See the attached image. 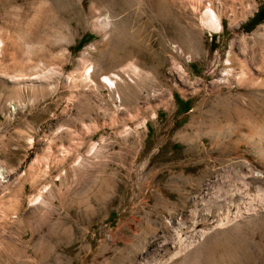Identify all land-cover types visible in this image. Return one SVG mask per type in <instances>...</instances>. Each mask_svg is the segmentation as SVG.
Listing matches in <instances>:
<instances>
[{
	"label": "rangeland",
	"instance_id": "obj_1",
	"mask_svg": "<svg viewBox=\"0 0 264 264\" xmlns=\"http://www.w3.org/2000/svg\"><path fill=\"white\" fill-rule=\"evenodd\" d=\"M190 15L170 0H0V264H264V44L227 60L224 20L202 52ZM263 21L257 0L240 30ZM130 54L142 72L126 112L72 97L68 77L124 74ZM242 64L256 83H218ZM20 66L39 81H9ZM131 119L145 132L124 139Z\"/></svg>",
	"mask_w": 264,
	"mask_h": 264
},
{
	"label": "bare ground",
	"instance_id": "obj_2",
	"mask_svg": "<svg viewBox=\"0 0 264 264\" xmlns=\"http://www.w3.org/2000/svg\"><path fill=\"white\" fill-rule=\"evenodd\" d=\"M170 3L177 8H183V9L188 8L190 10L191 15H190V17L186 18V24L188 25V28L190 29V32H191V35H192L194 41L196 42L197 46L200 47L202 52L206 51V42H207V41H205L206 32H210L209 40L213 36L211 34V32H219V33L223 32L224 20L228 21V29L233 33V38H231V40L229 42V49L227 51V56H228L227 60H229L230 57H232L233 55H236L235 57H238L240 59L242 58V59H244L243 61H246L247 59L250 58V53L248 52L249 48H252L257 41H261V43L264 44V21L261 22L260 24H258L256 29L253 30L252 32L243 33L240 30V27L242 26V24L256 10L257 0H170ZM106 8H107V6H106ZM105 12H106V16L104 18H102L101 20L98 19L97 24L102 30L105 31V35L108 36L109 34H112L111 32H112V25L114 22L113 21L114 15H112V12H113L112 8L106 10ZM119 20H120V18H119ZM121 21H123V19ZM103 41H104V39H103ZM113 41H115V39ZM257 44H259V43H257ZM172 46H173V44H172ZM6 48L7 47L5 46V40L0 37V54L1 55H3ZM173 49L176 52V54H178L180 57L184 58V61H187L190 57L189 54H191V52H193V51H191L187 56H185L184 54L187 53L186 51L189 48L184 43H180V42L175 43V45L173 46ZM253 51H251V52H253ZM29 55L26 54V56H27L26 60H28V61L31 59L30 58L31 56H29ZM32 56H33V54H32ZM135 56H136L135 54H130L127 58V61L125 60L126 63H124V65H123L124 71H125L124 74H121V73L112 74V72L107 71V69L102 70V67H100V66H99L98 70H96V71L94 70L93 72L92 71L90 72L89 71L90 68L85 67L83 70V71H85L83 74L84 79L80 81V82H82V84H80V82H79V85H80L79 87L76 83V80H74V78L68 77L66 79V83L69 86H74L75 88L77 87V89L74 90V92L72 93V97L78 98L79 100L82 99L85 101L86 99H88L94 95L95 99L97 98L96 96H98L101 99L108 100L114 109V114H113L114 117H116L117 115L122 113V111L126 112V108L132 107L130 99L134 100L135 102H137L139 100L138 96H137V91H138L139 87H137V84H138V81H140V80H138V78L140 76V70L141 69L138 68L139 67L138 66V59ZM82 57H84V56H82ZM191 58L192 57H190V59ZM25 68L23 66L15 68L18 72L13 73L12 75L8 76L7 79L9 81L15 80L17 82H19V81L24 82L25 80H28V79H36L37 81H39L38 76H31V77L26 76L24 73ZM183 68H182V70H180L181 68L179 69L180 70L179 73L184 72ZM252 70L250 68H248V66H243V64H242L241 68H239V71L237 73L232 72L233 70H230L228 68V70L225 71V73H223V77L218 81V83L224 84V83H227L229 80L231 81V79H235L237 82H239V84H240V82H243V81L245 82L247 80H250L251 83H256V80L253 78V75L255 74V72H252ZM52 72L55 73L56 71L54 69H52ZM141 72H142V70H141ZM54 73H52V74L54 75ZM144 73H145V71H144ZM47 75L49 76V74H47ZM45 76H46V74H45ZM143 80H142V82H143ZM140 90H141V88H140ZM166 94H167L166 99L168 101H172L173 100L172 92L168 91ZM155 115H156V113L153 112L151 117H153ZM131 120L134 124L132 128L130 126H128L126 123L123 125L122 124L119 125V123H117L116 120L114 122L115 125L122 126L123 129L120 130V133L122 134L121 137H123L124 139L130 134L134 135L135 138L136 137L139 138L140 132L141 133L145 132L146 120H143L140 123L135 122L133 119H131ZM141 128L143 129L142 131H141ZM103 142H104V139L101 138L98 146L96 145V143H91L92 148L101 147L102 146L101 144H103ZM52 143L53 142H50V144H52ZM124 143H126V142H124ZM125 146H127V145H125ZM38 200L40 202L42 201L41 194H39V193L38 194L36 193L33 197H30L28 199L29 202H34V201L37 202ZM220 224H223V223L220 222ZM201 235H203V233H201Z\"/></svg>",
	"mask_w": 264,
	"mask_h": 264
}]
</instances>
